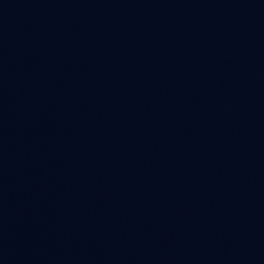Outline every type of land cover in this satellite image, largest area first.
Returning <instances> with one entry per match:
<instances>
[{
    "label": "water",
    "instance_id": "water-1",
    "mask_svg": "<svg viewBox=\"0 0 264 264\" xmlns=\"http://www.w3.org/2000/svg\"><path fill=\"white\" fill-rule=\"evenodd\" d=\"M0 216L26 264H264V0H0Z\"/></svg>",
    "mask_w": 264,
    "mask_h": 264
}]
</instances>
